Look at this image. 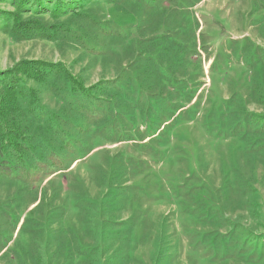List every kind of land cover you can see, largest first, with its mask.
Listing matches in <instances>:
<instances>
[{"label":"rangeland","instance_id":"1","mask_svg":"<svg viewBox=\"0 0 264 264\" xmlns=\"http://www.w3.org/2000/svg\"><path fill=\"white\" fill-rule=\"evenodd\" d=\"M196 1L61 0L50 13L52 0H0V98L19 62L59 71L50 88L17 79L26 137L5 144L17 168L0 169V264H264V0ZM36 8L47 24L91 12L99 49L15 41L13 15ZM70 79L96 101L78 108Z\"/></svg>","mask_w":264,"mask_h":264},{"label":"trees","instance_id":"2","mask_svg":"<svg viewBox=\"0 0 264 264\" xmlns=\"http://www.w3.org/2000/svg\"><path fill=\"white\" fill-rule=\"evenodd\" d=\"M34 1L36 2L37 5H39L42 2V0H12V3L14 4L16 10L22 11L21 9L24 7L25 3L26 4L27 2L33 3ZM199 1L200 0H197L196 2ZM52 2L55 6L54 8L49 10L50 13H53L58 9H60L59 4L61 0H52ZM196 2L191 3L190 6L194 5ZM107 13L112 23V27H114L115 29L116 27L119 26L120 23L119 14L116 8L108 10ZM32 14L33 15H30L26 18H23V16L19 12L13 15L12 18L13 27L11 34L12 37H14L15 41L30 39L36 34H39L43 38L53 41H57L59 36H63L66 38L73 39L74 42L80 43L82 47L86 48L87 50L97 51L99 49L100 45L95 43L96 41H90L91 36H89L87 30L91 26L87 23H82V21H86V20L92 22L93 24L99 23V22H95V21H99V19H96L91 12L88 11L82 14H78L72 11L71 14L73 15L75 14L77 20L65 21L58 24H47L46 22H43V20L39 18L41 17L40 16L41 12H39L37 8L33 10ZM156 45H158V47H163L164 43L162 39V34H160V40L159 39L156 40ZM140 51H142V47L140 48ZM148 54L151 55L149 51ZM167 57H168L167 51H162V56L160 57L161 60L159 59L160 60L159 62L161 64H164L163 60L167 62ZM38 65L41 66L40 63H36L33 61L19 62L15 68H12L9 71L10 77H13L15 79V83L12 84L3 83L5 90L2 95V98H0V169L5 172H11L14 168H17L16 165L9 164L4 156L5 144L7 143V141L9 142L10 135H13L14 137H18L20 139L21 138L25 139L26 137V133H23L21 131L16 121V114H15L16 98L13 96V94H15V96L19 98L21 97L20 92L22 91L17 79H19L21 77L20 75L23 74L26 76L27 79L41 81L42 83H44V85L50 88L53 85L52 84L53 77H57L59 75V71L55 68H50V67L40 68ZM67 84L66 87L68 86V89L72 90V93L76 89L77 91H79V93L76 94L78 95L81 94V96L84 99V104L80 105V107L78 108L84 110L85 106H88L87 102L89 100H92L91 103L94 100L96 101V99L92 98V96L89 93L90 88L87 89L83 86H79L78 84H74L73 79H70ZM70 84L71 86H69ZM61 98L64 99L63 96H61ZM75 110H77V108H75ZM84 121L88 122L87 119L84 118V113L82 112L80 115V119L75 124L76 126L75 125L73 126L77 127V129L79 130L81 129V125ZM59 136L62 137V139H60L61 141L66 143L70 142V140L64 138L65 133L61 130V128L59 130Z\"/></svg>","mask_w":264,"mask_h":264},{"label":"crops","instance_id":"3","mask_svg":"<svg viewBox=\"0 0 264 264\" xmlns=\"http://www.w3.org/2000/svg\"><path fill=\"white\" fill-rule=\"evenodd\" d=\"M184 79L182 78V79H180V89L182 90V88H183V86H184ZM180 89H179V92H180ZM118 96H120V97H123L122 95H121V92L118 94ZM87 124H88V122H86ZM92 124V123H91ZM164 124H166L167 125V122L166 123H164ZM92 126H93V130H92V132H93V134H97L96 133V131L94 130V124H92ZM143 128H145L146 126H142ZM164 128V126H162V129ZM161 129V130H162ZM160 130V131H161ZM86 131H87V128H86ZM95 131V132H94ZM104 133H101V135H103ZM91 137H92V135H91ZM151 136H144V138L142 139V141H145L146 139H149ZM152 137H155V136H152ZM117 143V142H116ZM118 143H120V142H118Z\"/></svg>","mask_w":264,"mask_h":264}]
</instances>
